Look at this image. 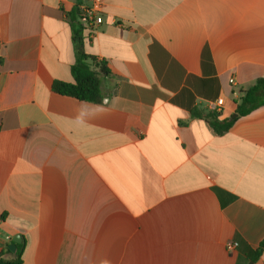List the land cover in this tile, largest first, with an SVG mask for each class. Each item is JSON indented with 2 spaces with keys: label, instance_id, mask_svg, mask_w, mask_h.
Returning <instances> with one entry per match:
<instances>
[{
  "label": "crops",
  "instance_id": "crops-1",
  "mask_svg": "<svg viewBox=\"0 0 264 264\" xmlns=\"http://www.w3.org/2000/svg\"><path fill=\"white\" fill-rule=\"evenodd\" d=\"M88 3L0 0L1 237L23 264H264V105L237 115L264 0H105L80 32ZM78 48L110 71L101 104L52 91Z\"/></svg>",
  "mask_w": 264,
  "mask_h": 264
},
{
  "label": "trees",
  "instance_id": "trees-1",
  "mask_svg": "<svg viewBox=\"0 0 264 264\" xmlns=\"http://www.w3.org/2000/svg\"><path fill=\"white\" fill-rule=\"evenodd\" d=\"M70 20L73 28L77 26L82 32L78 10L70 15ZM71 73L74 82H54L52 85L54 93L93 104H101L103 102L102 79L110 75V71L104 61H98L95 57L86 54L82 48H78L77 61L71 67ZM262 105H264V79H259L254 86L244 91L237 101V115L246 116ZM206 120L217 132H228L235 122V120L219 121L218 115L215 113L208 115ZM8 246V243H4L5 251L10 253ZM24 247V241L17 245L15 259L13 260L6 259L4 257L5 253H0V264H23L22 251ZM263 249L264 242L258 251L254 252L253 261L262 254Z\"/></svg>",
  "mask_w": 264,
  "mask_h": 264
},
{
  "label": "built area",
  "instance_id": "built-area-1",
  "mask_svg": "<svg viewBox=\"0 0 264 264\" xmlns=\"http://www.w3.org/2000/svg\"><path fill=\"white\" fill-rule=\"evenodd\" d=\"M88 4H81L78 7L79 12V22L81 29L86 32H94L96 29H98L103 23V11H104V4L105 0H88ZM223 99H218L214 102H211L209 104V109L219 115L222 112L223 108ZM0 239L4 243H11V237L9 235H6L5 237H1ZM238 247L237 243H229L227 245V249L229 251H233Z\"/></svg>",
  "mask_w": 264,
  "mask_h": 264
},
{
  "label": "water",
  "instance_id": "water-1",
  "mask_svg": "<svg viewBox=\"0 0 264 264\" xmlns=\"http://www.w3.org/2000/svg\"><path fill=\"white\" fill-rule=\"evenodd\" d=\"M237 115H234L233 118H235ZM22 243V238L21 236H16L15 238L12 239V243L9 244L8 246V249L11 251V252H15L16 249H17V245L18 244H21ZM253 264V263H251Z\"/></svg>",
  "mask_w": 264,
  "mask_h": 264
}]
</instances>
